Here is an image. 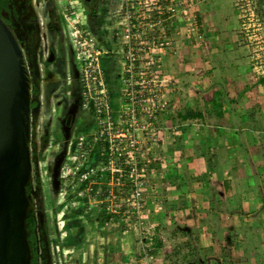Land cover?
<instances>
[{
	"label": "crops",
	"instance_id": "0c3cea01",
	"mask_svg": "<svg viewBox=\"0 0 264 264\" xmlns=\"http://www.w3.org/2000/svg\"><path fill=\"white\" fill-rule=\"evenodd\" d=\"M189 2L202 38H185L181 17L168 31L159 53V137L153 145L141 137L142 157L151 161L146 206L137 229L105 231L111 257L102 264H118L120 252L125 257L119 264H135L140 249L142 264L151 258L168 264L167 243L176 237L171 253H205L184 264H264V82L252 74L249 50L240 46L233 0ZM103 60L105 77L119 82L121 53ZM111 99L119 109V96ZM92 131L84 121L79 133ZM143 231L161 240L138 241ZM83 249L68 264H83Z\"/></svg>",
	"mask_w": 264,
	"mask_h": 264
},
{
	"label": "built area",
	"instance_id": "2783aa9c",
	"mask_svg": "<svg viewBox=\"0 0 264 264\" xmlns=\"http://www.w3.org/2000/svg\"><path fill=\"white\" fill-rule=\"evenodd\" d=\"M189 1L119 0L113 13L116 42L106 44L105 48L99 43H89V52H81L76 56L81 107L92 114L93 131L76 135L71 141L69 154H74L72 157L76 159L75 165L67 168L69 164L66 163L61 177L66 188L87 205L96 202L104 215L106 227H117L127 233L141 221L146 206V173L151 162L142 157L141 137L153 145L160 133L157 117L158 97L162 87L159 53L166 43L168 33L174 32L178 17L185 22V38H202L201 26L189 11ZM233 5L241 32L251 50V72L256 78H262L264 2L233 0ZM83 32L88 34L85 30ZM82 39L85 42L95 41L92 37ZM116 52L121 53L122 59L119 109L112 103L103 67L104 57ZM37 66L36 73L32 72V92L36 87L33 95L40 100V111L31 128V153L32 140L36 144L37 127L40 120H43L40 119L41 115L45 118L43 100L48 93L45 79L49 71H52L43 57L38 59ZM44 130L39 135L43 141ZM43 149L42 144L40 152Z\"/></svg>",
	"mask_w": 264,
	"mask_h": 264
},
{
	"label": "rangeland",
	"instance_id": "374dc122",
	"mask_svg": "<svg viewBox=\"0 0 264 264\" xmlns=\"http://www.w3.org/2000/svg\"><path fill=\"white\" fill-rule=\"evenodd\" d=\"M82 1L83 0H36V2H34V9L38 14L42 26H44L46 20H48L47 12H49V10H52L51 13L53 15H57V17L52 18V21H55L56 18L58 19L61 35L57 37L53 34L54 32H52V37L53 40H60L61 49L59 51L63 56L61 61L64 64L63 66L66 67V71L63 73L60 66L57 67L55 64L49 65L52 70L62 74L56 73L54 76L51 75L50 77H53V83L49 85L47 98L43 100L45 118H42L41 115L40 119L43 120H40L39 126L37 127L35 151L33 154L31 153L33 195L38 200V205H40L38 208L39 212L37 211L39 221V231L37 232L39 242L38 248L39 251H42L40 242L44 241L45 252L50 262H54V264H68V261H74L76 256L82 257L81 253L78 254L75 252L77 248H84L83 264H87V261H89L90 264H102L105 258L111 257V253L108 251V245L105 243V231L113 232L118 229L117 227H106L104 224V215L99 211V207L95 204L96 202L87 205L83 199L66 188L63 184V178L61 177V171L66 163L69 164L67 168H72L73 165H75L76 159H74V156L72 157L73 153L71 155L69 154L71 141H73L76 135L80 134L79 131L84 121H89L90 125L93 124L92 114L87 109H82L81 107L79 67L76 56L81 52H89L88 50H90V47L87 45L89 43H99L105 48L106 44L116 42L113 34L115 19L112 10L109 11L107 8L108 1H105V5L101 1L96 7L98 16L102 17V15L105 14V17L101 19L99 17V20L102 21L103 27L107 30L106 39H102L104 35H101L102 37L100 38V36L93 34L96 29H99L97 27L99 24L97 21L98 17L95 16V21L92 22L93 24L88 23V19L85 18L86 12L83 9ZM114 1L115 4L113 3L112 9L115 8L119 0ZM41 8H43L44 11L41 10ZM262 10L264 11V7ZM82 25L85 27L83 28ZM83 30L88 34H85ZM238 31L241 43L240 46H243L245 49L247 47L250 57L251 50L248 48L247 40L241 32L240 22ZM44 33L45 29L43 28L42 35L45 38L46 35H44ZM81 35L82 38L86 39L92 37L95 41L89 42L87 40L85 42V40L80 37ZM42 45L45 53L47 45L46 39H42ZM41 57H45V55H39V59ZM57 77H60L61 80H56ZM106 78L111 97L116 101L120 92V83L117 82L116 77L112 74L108 73ZM47 79L48 78L45 79V83L48 82ZM75 103L78 106L77 114L73 117L72 125L66 132L63 123L70 107ZM44 128L46 129L44 130ZM43 130L44 141L42 140L43 138L39 136L43 134ZM42 144L44 149L40 152ZM59 159L61 160L58 166L59 173L58 176H55V168ZM56 181H58V184ZM96 219L99 223L95 228L94 222ZM135 227L137 229L138 224H135ZM86 229L90 230L87 235L84 232ZM98 230L100 231L99 234ZM143 232L144 234L137 236L138 241L144 240L146 243L154 245L161 240L159 236H151L148 232ZM178 241L176 237V240L172 239L167 243L169 245L168 253H170L167 259L169 261L168 264H184L195 258L199 260L205 258V253L202 252L191 253V256H185V258L182 256L184 254L180 252L176 254L171 253L172 249L175 250V248H177ZM193 242V245H197L195 247L199 246V242L197 243L195 240ZM186 255L188 254L186 253ZM144 256V252L140 249L133 255L132 259H134L135 264H142L139 259L143 257V259L146 260ZM208 256L211 258L214 257V254L212 253V255ZM116 257L119 264L120 261L123 262L125 254L124 252H120L116 254ZM151 261L157 264L161 260L157 261L151 258L148 260V263L152 264ZM148 263L144 262L143 264Z\"/></svg>",
	"mask_w": 264,
	"mask_h": 264
},
{
	"label": "water",
	"instance_id": "95a60500",
	"mask_svg": "<svg viewBox=\"0 0 264 264\" xmlns=\"http://www.w3.org/2000/svg\"><path fill=\"white\" fill-rule=\"evenodd\" d=\"M32 80L24 49L0 16V264H32L27 218L40 206L28 190L33 181L31 128L40 111ZM77 107L75 103L67 115L66 132Z\"/></svg>",
	"mask_w": 264,
	"mask_h": 264
},
{
	"label": "flooded vegetation",
	"instance_id": "af4514ba",
	"mask_svg": "<svg viewBox=\"0 0 264 264\" xmlns=\"http://www.w3.org/2000/svg\"><path fill=\"white\" fill-rule=\"evenodd\" d=\"M101 1L104 3V5L106 3L105 1H108L107 8L109 9V11L112 10V14L115 12L116 8L112 9L113 3L115 4L114 0H83L82 4H83V9L86 12L85 18L88 19V23H92L93 21H95V16L98 17L97 21L99 24L97 25V27L99 29H96L93 32V34L100 36V38L102 37L101 35H104L102 39H106L107 30L103 27L102 21L99 20L100 16H98L96 13V7L99 2L101 3ZM34 5L35 4H33L32 0H0V16L10 25L16 37L20 41V44L24 49V54L28 59L29 63L31 64V70L34 74L36 73L38 68L37 64H38L39 55H43V56L45 55V57L43 58H44V62L47 65L55 64L57 67L60 66L61 70H63L64 73L66 71V67L63 66L64 64L61 61V58L63 56L59 51L61 49L60 40L59 39L53 40L52 37L53 34H55L57 37L61 35V32L59 31L60 28H59L58 19L56 18L55 21H52V18L57 17V15L56 16L55 14L53 15L51 13L52 10L51 11L49 10V12H47L48 20H46L44 26H42L38 14L34 9ZM41 10L44 11L43 8H41ZM102 17H105V14H103ZM102 17H100V19ZM43 28L45 29V33H44V35H46L45 38L42 35ZM52 32L54 33L52 34ZM42 39H46L47 42L45 53L43 51ZM50 55H52V60L49 62L47 61V59L48 57H50ZM56 73L62 74L55 70L49 71V73L47 74V78L50 79L48 80L46 85V89L48 91H49V85L53 83V77L52 78L50 77L51 75L54 76ZM56 80H61V78L57 77ZM36 90L37 88L34 87L33 92H35ZM71 108L72 106L70 107V109ZM76 114H77V110L75 116ZM66 118L63 123L64 128L66 125ZM71 125L72 122L70 124V127ZM35 145H36L35 142L32 140V154L35 151ZM28 190L33 194L32 184L30 185ZM38 212L33 213V215L36 217L37 220V232L39 231V224H38L39 221L37 217Z\"/></svg>",
	"mask_w": 264,
	"mask_h": 264
},
{
	"label": "trees",
	"instance_id": "16d2710c",
	"mask_svg": "<svg viewBox=\"0 0 264 264\" xmlns=\"http://www.w3.org/2000/svg\"><path fill=\"white\" fill-rule=\"evenodd\" d=\"M264 0H261L263 3ZM260 82H264V77L260 78ZM28 228L30 229V240L33 244V258L32 264H49L50 259L45 252V244L44 241H41L40 244L42 246V251H39V242L37 236V220L36 217L31 213L27 218ZM196 264H200L199 261H196Z\"/></svg>",
	"mask_w": 264,
	"mask_h": 264
},
{
	"label": "bare ground",
	"instance_id": "6f19581e",
	"mask_svg": "<svg viewBox=\"0 0 264 264\" xmlns=\"http://www.w3.org/2000/svg\"><path fill=\"white\" fill-rule=\"evenodd\" d=\"M33 1V4H34V2H36V0H32Z\"/></svg>",
	"mask_w": 264,
	"mask_h": 264
}]
</instances>
